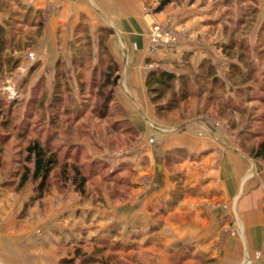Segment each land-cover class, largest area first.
<instances>
[{"label": "rangeland", "instance_id": "1", "mask_svg": "<svg viewBox=\"0 0 264 264\" xmlns=\"http://www.w3.org/2000/svg\"><path fill=\"white\" fill-rule=\"evenodd\" d=\"M162 1L165 0H144V12L149 24L151 21L163 25L169 22V17L158 15L157 9ZM171 1L172 5L167 10L174 11L177 7H182L211 11L208 16L214 19L211 21L214 29L213 32L210 31V36L214 35L209 45L212 47L213 54L210 55L212 59L205 60L211 61L217 77L224 82L226 92L218 88L214 91V94L216 93L214 97L209 95L192 97L186 103L180 104L173 112L162 115H157L150 103L156 116L154 126L165 130L164 133L168 131L170 136L182 132L189 137L199 136L195 132L199 126L207 127L205 133L207 141L216 143L218 146V149L208 151L210 161L207 174L215 175V182H217L214 183V188L220 185L218 175L220 174V177L222 175L224 178L223 205L230 212L237 211L241 200L236 199V202H233L232 199L226 198V191L228 193L232 191L234 179L238 178L240 181L239 196L243 199L252 194V179L264 175V162L252 157L259 142L264 140V0H166L165 5ZM15 13L20 22L14 42L19 44L20 50L15 51L13 56L19 63L12 73H3L0 77V90L4 93L7 103L11 104L14 124L17 127L8 141L0 145V264H22L24 259H19V255L24 252L25 254L34 252L33 250L30 252L32 247L29 249L26 242L32 241L34 245L42 237L58 240L52 249H44L45 247L42 249L38 243L35 245L36 248L41 247L37 250V254L46 253L48 257H51L47 264H82V257L90 256L95 248H105L103 250L104 264H149L146 255H139L137 249L141 246L137 248L135 242L121 245L117 240L105 241L93 244L91 249V198L98 199L99 194L96 193L98 189L106 192L112 202L121 203L124 199L119 191L130 192L127 187H124L125 185L130 187L127 168L121 172L119 166L112 173L109 170H96L98 176L88 179L83 196L74 190L71 182H63L62 165H59L50 175L48 188L41 197L35 194L36 183L32 181H29L22 189H18L26 156L25 147L30 140L38 137L40 128L48 129L47 120L52 113L48 105L55 103L54 95L57 94V87L61 96L58 111L82 109L87 112L78 120H75L74 114L69 118L61 115L56 144L57 146L63 144L68 148L74 145L75 149H69L68 156L65 150L60 151L59 159L62 161L63 157H66L70 161H76L82 166L81 171L84 175H91L97 165L99 168L98 163H103V160H100L92 165L91 159L99 158L106 162L107 159L111 161L124 157L132 150L131 146L135 144L138 135L121 132V128L118 131L113 129L111 123L114 122V118L97 119L90 113L91 107L100 108L102 101L99 96L93 97V93L99 91L101 73L105 69L97 65L96 71L93 72L95 64L103 58L99 49L103 39L100 31H98V47L93 50L96 36L92 35L88 24H78L76 33L79 38L70 40V50L73 51L76 48L75 42L80 43L81 48L66 57L59 56L57 63H53L56 55L45 54L44 48L38 46L44 31L43 21L38 18L31 23L30 20L26 21L25 16ZM83 18L84 16L81 20ZM23 19H25L24 22ZM39 23H41V29L35 37ZM179 32L183 33V31ZM27 37L33 38V46H23ZM230 45L231 48L227 51ZM29 53L33 54L32 59L28 58ZM191 58L185 54L180 60L172 63L176 65L173 66L174 68L169 67L170 65L166 67L149 65L148 71L161 68L179 76L193 69L190 64ZM65 63L67 69L64 67ZM232 65L239 67L240 74L252 68V77H249L247 84L252 86L251 97H236V90L243 81V75L239 76L235 73L233 75ZM21 67L25 70L19 71ZM64 80L67 81L69 90L65 87ZM228 97L232 99V104L226 106L224 104ZM115 105L121 107L116 100H113L109 107ZM231 105H235L236 108L233 106L231 108ZM127 122L130 127V122ZM31 123L37 127L31 126ZM26 128L28 136L25 139H19L16 134L25 131ZM162 134L159 136L163 138L168 136ZM173 153L175 152L172 149L166 151L164 158L167 165L173 159L170 155ZM176 153L179 154L177 160L181 162L185 160V149L178 150ZM72 167L74 165L68 163L70 170ZM219 168L221 173L218 172ZM104 176L108 178L104 180ZM210 193L209 198H212L215 192ZM221 201V199L209 201L206 203L207 208L216 207L221 204ZM261 211L264 218V198L261 200ZM160 215L156 214L155 217L163 219V215ZM228 222L229 225L221 230L218 245L214 248L222 246L229 250L231 238L243 237V230L240 225H237L234 214L230 215ZM9 239L13 240L12 245L3 244ZM21 242L26 244L20 245ZM153 250L157 252L158 247L155 246ZM238 252L243 260L240 264H252L245 248L243 250L242 246L238 245ZM189 259V262L180 261L178 264H217V260H210L206 256L203 258L198 253ZM171 264H177V262L172 261Z\"/></svg>", "mask_w": 264, "mask_h": 264}, {"label": "crops", "instance_id": "2", "mask_svg": "<svg viewBox=\"0 0 264 264\" xmlns=\"http://www.w3.org/2000/svg\"><path fill=\"white\" fill-rule=\"evenodd\" d=\"M171 5L172 1L158 12L160 16L169 17L164 26L179 37L177 44L169 49H150V24L144 12V0H0V25H4L15 12L31 23L40 18L45 26L38 46L44 48L45 54L56 55L53 63H57L59 56L66 57L81 48L80 43L75 42L76 48L70 50V40L79 38L76 33L78 24H88L92 35L96 36L93 50L98 47V31H111L105 42L119 67L114 100L123 108L125 120L130 122L138 137L130 152L111 160L115 162L91 159V163L103 160L110 173L119 166L121 172L127 168L130 181V187L124 186L129 193L119 191L124 199L121 203L112 202L106 192L98 189V199L91 198V249L95 243L117 240L121 245L135 242L137 248L141 246L138 253L146 255L149 264L189 262V257L195 253L217 260V264H240L243 260L238 252L239 245L248 251L252 264H264V218L261 211L264 175L252 179V194L243 199L239 196L240 181L233 178L232 191H226V198L241 201L237 211L230 212L223 205L224 178L219 174L220 185L214 188L215 175L207 174L208 151L218 149L216 143L207 141V127L199 126L195 129L199 136L189 137L182 132L170 136L168 131L164 133L165 130L154 126L156 116L145 86L149 65L174 68L176 65L172 63L187 54L192 57L190 64L195 70L203 60L212 59L210 55L213 54L209 45L214 35L210 36L214 29L211 26L214 19L208 16L211 11L182 7L167 10ZM64 67L67 69L66 63ZM159 134L168 136L163 138ZM170 149L175 153L170 154L173 159L167 165L164 155ZM181 149L186 150L182 162L177 160L179 154L176 153ZM218 172L221 173L220 168ZM107 178L103 177L104 180ZM212 191L215 193L209 198ZM219 199L221 204L209 208V211L206 203ZM156 214H162L163 219L156 218ZM231 214L242 228L243 237L231 238L229 250L222 246L214 248L218 245L221 230L229 225ZM38 241L42 249H52L58 243V240L44 237ZM12 242L9 239L3 244L10 246ZM26 243L29 249L32 247L30 252H34H22L19 255V259H24L22 264H47L51 257L46 253L37 254L41 248H36L37 243ZM155 246L157 252L153 250Z\"/></svg>", "mask_w": 264, "mask_h": 264}, {"label": "trees", "instance_id": "3", "mask_svg": "<svg viewBox=\"0 0 264 264\" xmlns=\"http://www.w3.org/2000/svg\"><path fill=\"white\" fill-rule=\"evenodd\" d=\"M166 1V0H165ZM161 2L157 12L162 10V6L166 2ZM41 20V19H40ZM25 19H23V22ZM26 21H29L27 18ZM42 21V20H41ZM17 14H11L8 21L4 25H0V77L3 73H12L15 66L19 63L17 59H14V52L20 50L19 44L15 43L17 26L19 25ZM38 32H40L41 23L38 24ZM20 30V29H19ZM111 31L108 29L100 30V35L103 37L100 42L99 49L101 51L100 62L96 63L93 68V72L96 71V67L103 66L105 69L101 73L100 85L98 86L99 91L94 92L93 97H101V107L94 109L91 107L90 113L97 119H112L113 129L117 131L121 128V132L124 133H135L133 128H130L127 120H125V114L121 107L116 105L109 107L114 100V89L116 81L119 78V67L113 57L109 54L106 47V38L109 37ZM36 44V43H35ZM33 38L27 37L24 47L33 46ZM230 47L227 51H229ZM98 65V66H97ZM233 75H243V81L236 90L237 98L251 97L252 86L247 85L249 83V77H252V68L246 71V73L240 74L239 67L232 65ZM234 78V76H230ZM1 79V78H0ZM65 87L68 89V83L64 80ZM145 86L147 88V94L150 103L155 109L157 115L171 113L178 108L180 104L186 103L192 97H198L202 95H209L214 97V91L218 88L225 91V85L223 80L217 77L215 68L210 60H203L197 67L196 70L190 69L189 72L181 73L179 76L175 75L166 69L157 68L147 72L145 78ZM96 89V90H98ZM59 88H56V95H54L55 103L49 104V111L52 112L48 117L47 125L48 129H39L38 137L34 140H30L25 147V159L22 169V174L19 178L18 189H22L29 181L36 183L35 194L41 197L42 193L48 188V181L50 175L56 170L59 165H62V180L63 182H71L74 190L83 196L85 194L86 184L89 178L97 175L95 172L100 170H106L104 163L99 164L93 169L91 175L86 176L82 173V166L77 164L76 161H70L69 158L63 157L62 161L59 159L60 151L65 150L66 156L69 155V149H75L74 145H70L68 148L66 145H56L57 138L59 136L58 127L60 123L61 115L71 116L75 115V120L83 117L87 112L85 110L75 111L70 109H62L58 111L61 101ZM226 92V91H225ZM4 93L0 90V145L5 144L9 137L12 136L13 132L17 130L14 124L13 115L11 112V104L7 103L4 98ZM53 98V97H52ZM53 100V99H52ZM51 103V101H50ZM232 104V99L228 97L225 100L226 106ZM236 108L235 105H231V108ZM45 118V117H44ZM43 120V118H41ZM44 121V120H43ZM43 124V123H42ZM31 126L35 128L37 125L31 123ZM123 128V129H122ZM19 139H25L28 136L27 128L23 132L16 134ZM254 159H258L264 162V140L259 142L258 146L252 153ZM62 163V164H61ZM68 163L74 165L72 170L68 168ZM95 162H92L93 165ZM101 164V166H100ZM79 166V167H77ZM103 250L105 248H95L90 256L82 257V264H104L105 259L103 258Z\"/></svg>", "mask_w": 264, "mask_h": 264}, {"label": "built area", "instance_id": "4", "mask_svg": "<svg viewBox=\"0 0 264 264\" xmlns=\"http://www.w3.org/2000/svg\"><path fill=\"white\" fill-rule=\"evenodd\" d=\"M149 46L151 50H157L161 48H171L174 47L178 42V35L175 34L170 28L165 27L163 24L151 21L149 26ZM28 58L32 59L33 54L29 53ZM25 70L21 67L19 71Z\"/></svg>", "mask_w": 264, "mask_h": 264}]
</instances>
